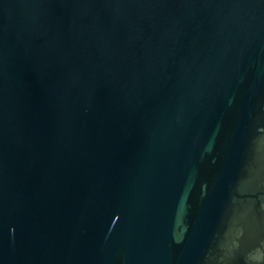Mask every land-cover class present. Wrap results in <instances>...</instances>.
Instances as JSON below:
<instances>
[{
	"label": "water",
	"instance_id": "1",
	"mask_svg": "<svg viewBox=\"0 0 264 264\" xmlns=\"http://www.w3.org/2000/svg\"><path fill=\"white\" fill-rule=\"evenodd\" d=\"M0 264H264V0H0Z\"/></svg>",
	"mask_w": 264,
	"mask_h": 264
}]
</instances>
